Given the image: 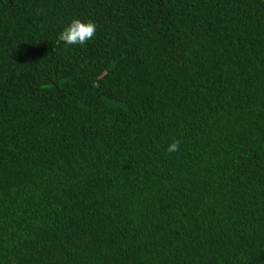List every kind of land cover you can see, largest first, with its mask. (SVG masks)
<instances>
[{
	"label": "trees",
	"instance_id": "1",
	"mask_svg": "<svg viewBox=\"0 0 264 264\" xmlns=\"http://www.w3.org/2000/svg\"><path fill=\"white\" fill-rule=\"evenodd\" d=\"M0 264H264V0H0Z\"/></svg>",
	"mask_w": 264,
	"mask_h": 264
},
{
	"label": "clouds",
	"instance_id": "2",
	"mask_svg": "<svg viewBox=\"0 0 264 264\" xmlns=\"http://www.w3.org/2000/svg\"><path fill=\"white\" fill-rule=\"evenodd\" d=\"M96 31V25L90 21H82L79 18H73L69 24L64 26L58 33L57 44L69 46H84L89 42ZM179 148V142L173 141L167 147L169 153L176 152Z\"/></svg>",
	"mask_w": 264,
	"mask_h": 264
}]
</instances>
